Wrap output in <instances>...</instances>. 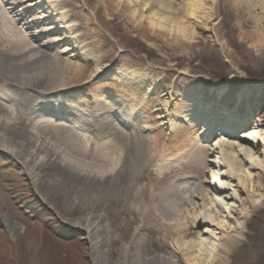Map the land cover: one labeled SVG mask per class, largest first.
Returning a JSON list of instances; mask_svg holds the SVG:
<instances>
[{
    "label": "rangeland",
    "instance_id": "rangeland-1",
    "mask_svg": "<svg viewBox=\"0 0 264 264\" xmlns=\"http://www.w3.org/2000/svg\"><path fill=\"white\" fill-rule=\"evenodd\" d=\"M171 1V7L188 26H199L196 40L189 44H173V41L167 42L158 34L156 40L150 39V34L146 35L130 24L127 14L122 6H117L116 0H111V3L109 0H90L89 4L85 0H75L78 8L71 12L77 18L73 17L71 21L81 26L74 34L81 42V49L79 46L73 48L67 40L59 42V49L64 52L61 63L66 69L74 75L81 68L86 72L79 73L83 75L79 77L82 82L88 81L78 89H90L104 80L105 75L112 74V80L100 84L105 87L103 90L117 94L130 90L128 93L132 95L134 90L141 96L138 100L140 104L145 98H150L152 107L148 110L141 109L140 104L132 103V106L142 116L139 117L138 127L144 128L141 136L147 141L153 139L163 150H168L171 136L167 119L161 118L164 105L191 114V118L217 114L220 124L231 121L230 126L236 125L233 127L236 133L231 136L223 134V137L233 142L241 136L239 127L246 123L250 124L249 131L264 133V0H241L240 4L233 0H212L214 4L209 0L205 3L198 0ZM205 5L213 7L209 21H201L195 16V8L196 12H202ZM64 9L67 12L70 10L66 5ZM46 23L44 28L54 25ZM62 37L63 33L54 30L41 42L60 40ZM43 47V51L54 53V49ZM23 59H15L13 63L11 60V63L16 64L17 61L18 64H24ZM95 61L100 66L96 67ZM99 67H104V70L96 73ZM122 69L136 74L137 78L142 74L148 80L138 83L132 74L133 77L126 80V89ZM2 70V77L16 79L20 87L27 86L31 92V71L20 76L23 71L19 68L10 66ZM47 74L50 76L51 73ZM34 75L37 76L36 73ZM38 78L45 79L41 89L50 93L48 97L63 93L62 90L50 91L59 83L47 80L48 77L46 79L44 76ZM218 91L223 93L220 98ZM252 93L258 95V101L247 100L248 94ZM236 96L241 97L240 102L244 103L242 107L238 100L234 101ZM198 103L204 108H198ZM1 104L11 108L12 103L0 101ZM248 106H254V109L251 111L252 107ZM2 113L0 109V119L5 117ZM184 116L175 117L176 120L181 118L177 124L188 129L190 125L193 126L190 130L201 134L198 137L199 144L207 143L212 149L214 140L203 137L207 126ZM27 128L18 123L4 132L13 148L30 149L31 141L24 130ZM119 129L124 137L115 141L120 146L131 143L130 134L134 128L120 126ZM72 133L64 126H53L41 134L48 145L56 147L63 155L79 159L77 151H73L78 140ZM160 133L163 138L159 136ZM206 152V159H215L212 152ZM263 153L264 147L261 150L262 157ZM209 165L213 169L212 164ZM179 173V170H175L169 177L185 175ZM259 174L263 184L258 190L259 194H264V171H259ZM60 175L64 173L55 163L47 170L41 168L31 177L20 161L0 147V264H140L142 252L145 255L154 252L151 244L141 248L143 251H134L133 246L141 232L137 230L136 223L130 222L133 216L126 215L132 203L131 196L123 191L116 196L107 184L95 183L93 179L88 181L84 177L72 175L60 178ZM189 176L197 175L193 173ZM119 196L121 201L129 203L127 207L124 208V203H118ZM245 197L242 193L241 198ZM250 211L242 236L228 254L227 260L211 264H264V202L258 208H250ZM7 222L10 223L9 227ZM236 224L237 221L232 220V225ZM147 235L146 239L150 243L152 234ZM125 256L127 259H124ZM172 257L175 260L177 255Z\"/></svg>",
    "mask_w": 264,
    "mask_h": 264
},
{
    "label": "bare ground",
    "instance_id": "bare-ground-1",
    "mask_svg": "<svg viewBox=\"0 0 264 264\" xmlns=\"http://www.w3.org/2000/svg\"><path fill=\"white\" fill-rule=\"evenodd\" d=\"M85 1L88 4L90 2ZM233 1L237 4L241 2ZM198 2L205 3L207 0ZM209 2L213 3L212 0ZM172 3L171 0H116L117 6H122L127 14L130 24L138 31L150 34V39L156 40L158 34L167 42L173 41V44H189L196 40L199 26H188L171 7ZM64 5L70 9L68 12ZM206 6L202 12H196L195 8V16L201 21H209L212 17L210 13L213 12V7ZM77 8L75 0H0V78L3 79L0 81V101L12 103L11 108L0 105L4 112L2 114L5 115L0 119V147L16 161H20L22 168L31 177L41 168L47 170L56 163L66 176L84 177L88 181L93 179L95 183L107 184L116 196L122 191L131 196L132 203L126 210V215L133 216L130 222L136 223L137 230L141 232L139 240L133 246L134 251H143L141 248L145 245L149 247V244L154 249L148 255L141 253L140 264L225 262L242 236L245 222L251 213L250 208H258L264 202V194H259L258 190H261L263 184L259 171H264V157L261 154L264 133L249 131L250 124L246 123L239 127L241 136L233 142L223 137V134L231 136L236 133V128H233L236 125L230 126L231 121L222 125L217 114L191 118V114H184L174 107L170 109L164 105L161 118L167 119L171 134L168 150L160 149V145L153 139H144L141 136L144 128H138L139 117L142 116L132 106V103L140 104L141 96L137 92L133 90L132 95L128 93L130 90L123 94L103 90L105 87L100 84L112 80V74L105 75L104 80L94 84L92 88L80 90V85L88 81L86 79L82 82L80 79L83 75L79 73L85 72L84 68L75 71L74 75L62 65L61 57L64 52L60 51L59 42L67 40L73 48L79 46L81 49V42L74 35L80 25L72 24L71 21L77 18L71 10ZM44 23L54 25L44 28ZM213 27L214 25L211 26ZM54 30L63 33L60 40L41 42ZM255 31L262 36L258 30ZM220 45L223 46L221 43ZM43 46L54 49V53L43 51ZM19 58H24V64H18L17 61L12 64ZM95 65L100 66L96 61ZM10 66L23 71L20 76L31 71V92L27 86L20 87L16 79L2 77V69ZM102 70L104 67H99L96 73ZM49 72L50 76L47 74ZM123 72L124 87L127 89L126 80L133 77L132 74L136 77V74ZM39 76L59 83L57 87L50 88V91L62 90L63 93L48 97L50 93L41 89L46 81L38 78ZM135 79L138 83L148 80L142 74ZM220 91L223 92L221 89ZM220 91L218 98L223 95ZM232 96L235 98V95ZM247 97L248 101H258L255 93L248 94ZM239 98L241 97L236 96L234 101L240 102ZM239 104L242 107L244 103ZM140 105L141 109L148 110L152 107L151 99L145 98ZM198 106L200 109L204 108L201 103ZM251 107V111L258 108L256 105ZM180 116L207 126L208 130L203 137L214 140L212 149L207 143L199 144L198 137L201 134L190 130L193 126L190 125L188 129L177 124L181 118L176 120L175 117ZM59 119L61 120L56 125ZM68 120L70 125L66 123ZM18 123L28 127L24 130L31 141L30 149L13 148L5 134ZM53 126H65L73 131L72 136L78 140L73 151H77L79 159L63 155L56 147L47 144L41 133L49 131ZM120 126L134 128L130 138L132 142L137 139L136 143L120 146L115 141L124 137ZM159 136L162 137V134ZM206 151L212 152L215 159H206ZM88 159L93 160L87 162ZM209 164H212L213 169ZM175 170L186 176L169 177ZM193 173L197 176H189ZM242 193L246 195L244 199L241 198ZM122 201L119 196L118 203H124V208L129 205L126 200ZM232 220L237 221L235 226L232 225ZM6 225L9 227L10 223L7 222ZM150 233L152 237L149 243L146 237ZM175 254L177 260H173L172 255Z\"/></svg>",
    "mask_w": 264,
    "mask_h": 264
}]
</instances>
